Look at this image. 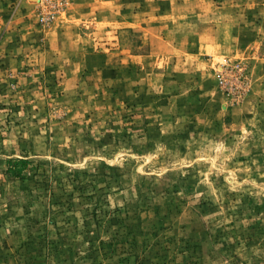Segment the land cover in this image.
<instances>
[{
    "label": "rangeland",
    "instance_id": "obj_1",
    "mask_svg": "<svg viewBox=\"0 0 264 264\" xmlns=\"http://www.w3.org/2000/svg\"><path fill=\"white\" fill-rule=\"evenodd\" d=\"M0 264H264V0H0Z\"/></svg>",
    "mask_w": 264,
    "mask_h": 264
},
{
    "label": "trees",
    "instance_id": "obj_2",
    "mask_svg": "<svg viewBox=\"0 0 264 264\" xmlns=\"http://www.w3.org/2000/svg\"><path fill=\"white\" fill-rule=\"evenodd\" d=\"M20 163H26L25 161H20Z\"/></svg>",
    "mask_w": 264,
    "mask_h": 264
}]
</instances>
